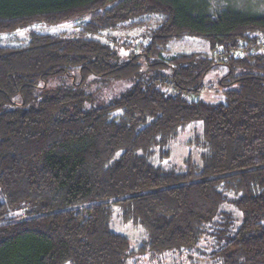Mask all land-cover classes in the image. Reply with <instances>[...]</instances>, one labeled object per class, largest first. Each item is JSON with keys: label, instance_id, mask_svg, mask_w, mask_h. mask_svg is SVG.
<instances>
[{"label": "trees", "instance_id": "trees-1", "mask_svg": "<svg viewBox=\"0 0 264 264\" xmlns=\"http://www.w3.org/2000/svg\"><path fill=\"white\" fill-rule=\"evenodd\" d=\"M199 4L0 0V35L25 31L0 44V264L162 262L190 247L196 264H264V13ZM148 23L147 41L123 37ZM188 37L208 50L170 53ZM219 66L224 97L205 100ZM193 122L199 158L171 162ZM116 218L142 228L136 249Z\"/></svg>", "mask_w": 264, "mask_h": 264}, {"label": "rangeland", "instance_id": "rangeland-1", "mask_svg": "<svg viewBox=\"0 0 264 264\" xmlns=\"http://www.w3.org/2000/svg\"><path fill=\"white\" fill-rule=\"evenodd\" d=\"M200 5V0H189ZM213 2L214 0H208ZM216 2H223L227 5L235 7L236 9H241L243 12L250 15H258L264 13V0H215ZM194 5V4H193ZM75 22H70L67 24L59 25L53 28L37 27L45 30H72L75 27ZM140 25L137 28H132L125 31L126 34H122L123 37H128L130 41L142 42L147 41L149 37V32L152 27ZM154 26V25H153ZM25 35V31L15 32L11 34L0 35V44L2 45H17L22 42V38ZM170 53H180V52H202L208 50L207 42L200 37H188L181 40H174L170 43ZM220 67V68H219ZM216 71L209 72L204 78V89L201 91L200 96L208 101L221 100L224 97V92L222 91V86L218 85L219 76L226 71V67L219 66ZM124 87L118 88V90ZM200 124L193 122L187 129L182 132L177 139L173 141L172 153L170 161L176 164H181L184 157L189 153L193 152L196 159L199 158V152L193 146L188 145V140L192 138L196 131H198ZM5 201V196L0 190V202ZM238 215L242 217L241 211L238 210ZM116 229L122 231L129 235L131 241V247L137 248V245L141 238L143 237V230L141 227H137L132 223H127L119 218L115 219L114 222ZM202 249H197L195 247H190L188 249H183L176 252L169 259H165L162 262H157L158 260L148 254L141 255L135 252L129 259L128 264H196L200 261L199 256H203Z\"/></svg>", "mask_w": 264, "mask_h": 264}, {"label": "built area", "instance_id": "built-area-1", "mask_svg": "<svg viewBox=\"0 0 264 264\" xmlns=\"http://www.w3.org/2000/svg\"><path fill=\"white\" fill-rule=\"evenodd\" d=\"M238 50H240V51H242V52L244 51L243 48H239Z\"/></svg>", "mask_w": 264, "mask_h": 264}]
</instances>
